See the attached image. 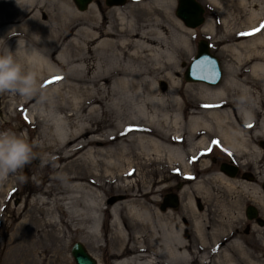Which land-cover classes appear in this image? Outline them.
Instances as JSON below:
<instances>
[{
  "label": "bare ground",
  "instance_id": "6f19581e",
  "mask_svg": "<svg viewBox=\"0 0 264 264\" xmlns=\"http://www.w3.org/2000/svg\"><path fill=\"white\" fill-rule=\"evenodd\" d=\"M238 1L246 5V0ZM174 4V0H132L108 7L103 0H92L86 11L93 10L101 21L82 26L76 22L82 18L76 17L66 0H19V4L17 0H0V8L8 7L0 11V54L15 51L21 39L43 57L37 59L35 70L47 95L42 100L18 96L19 107H28L32 118L37 119L36 113L46 123L45 130L54 140L47 147L55 148L50 164L78 157L81 173L70 170L65 181L72 189L92 195L91 200L78 204L86 210L79 214L81 221L98 226L100 214L115 219L109 249L115 257L128 256L118 264H211L205 260L211 255L214 264H264L263 229L242 234L243 224L237 215V230L223 234L212 246L205 237L206 221L182 218L194 222L197 246L191 239L187 241L191 238L187 231L173 223L176 215L162 217L175 210L169 206L162 209L165 196L157 201L155 212L146 205V198L154 200L156 192L163 189H153L154 185L166 180L157 179L149 191L143 189L141 179L131 182L141 164L150 167L172 162L186 167L189 157L208 152L211 143L218 142L238 154L264 157V150L256 146L264 142V2L249 11L250 27L231 33L234 43L221 41L233 58L224 64L225 77L215 86L182 81L179 63L191 51V37L196 32L169 12ZM137 9L148 10L145 17L155 23L137 24L141 16L136 19L131 13ZM109 14L114 21H109ZM166 18L171 20L170 27L164 24ZM12 29L16 35L5 39ZM208 31H215L211 21L201 33ZM63 89L74 93L72 101L67 100V109L55 104ZM106 117L112 120H104ZM204 170L210 179L220 182L223 211L236 209L237 181L226 177L219 167ZM130 184L139 192L126 189ZM195 184L198 190L203 188L201 181ZM101 191L122 201L109 206L99 195ZM184 192L177 197L184 198ZM188 204L196 207L192 198ZM61 215L68 216L66 212ZM130 219L159 227L161 245L150 247L149 252L142 236L131 240L125 225ZM79 230L82 232L81 228L75 231ZM50 233L56 237L54 231ZM42 240L34 243L31 255L42 247ZM198 250L203 254L197 256Z\"/></svg>",
  "mask_w": 264,
  "mask_h": 264
},
{
  "label": "rangeland",
  "instance_id": "374dc122",
  "mask_svg": "<svg viewBox=\"0 0 264 264\" xmlns=\"http://www.w3.org/2000/svg\"><path fill=\"white\" fill-rule=\"evenodd\" d=\"M207 2L208 0H200L203 7L207 6ZM263 2L264 0H246V5H242L238 0L211 1L212 12L217 15L220 21L218 22L217 19L214 22L215 18L211 15L210 18L212 21H210L213 22L215 31L201 33L202 35L198 31V35L193 36V38L190 36L191 51L179 63L181 70L180 76L186 85L201 83L188 82L184 76L188 66L197 54L198 46L196 45L202 39H207L211 42V53L220 60L223 77H225L224 64L227 63L228 58H233V54L224 49L221 41L226 40L230 44L234 40L230 36L231 33L233 34L234 32L250 27L251 22L248 18L249 11L258 9ZM66 3L71 7L72 12L77 15V18L79 16L82 18H78V21H76L77 24L82 26L97 25L101 21V19L97 18V13L93 10L79 12L73 0H66ZM7 10L8 7L6 5L0 8L2 12ZM169 10V12L173 13V16L177 17L175 5ZM147 11L137 9L131 12L135 15L136 19L140 16L142 18L141 22L137 20L139 22L137 24L146 25L154 21L152 17V19L148 18L150 20L145 17ZM111 16L109 14V21L112 22L114 19ZM72 20L76 19L74 18ZM164 24L170 27L171 20L166 18ZM179 30L181 34L184 32L181 29ZM230 39L233 40L230 41ZM85 87L91 88L90 85H86ZM72 95L74 93H69L66 89H63L62 94L55 97L57 108L62 106L67 109L70 106L67 100L72 101L70 99ZM0 97V131H11L17 134H23L29 143L36 145L34 152L37 156H47L53 159L55 157L53 153L55 148L48 149L47 144H51L54 140H52L49 132L45 130L47 125H45L46 123L43 122L42 118H39L40 115L35 113L34 115L37 116V119H34L31 117V111L30 109L28 110V107L20 108L17 99L18 95L12 96L5 94L0 95ZM60 115L62 116L61 113ZM109 119L112 120L111 117H106L104 120L108 121ZM225 150L228 151L219 143H211L209 144L208 152L189 157L186 167L185 165L172 164V162L169 165L165 162H157L150 167L141 164V168H137L134 171V178L131 179L132 183L135 182L134 180L138 181L141 179L143 189L146 187L145 191L151 190L157 179L166 180L164 184L154 185L155 188L153 189L159 190L163 188L161 192H156L154 200L146 198V205L153 212L156 211L157 201L159 199L161 200L163 196L168 194L177 196L181 190L185 191L184 198H178L180 199L179 206L175 210H172L170 214H164L162 217L169 218L168 215H176L177 219L175 222L173 220L171 222L173 221V223L180 226L179 228L187 231L188 237H191L187 238V241L191 239L197 246L198 242L194 238V222L188 220L182 221V218H195L196 220L206 221L207 228L204 231L205 237L212 246L220 236L229 233L233 234L239 226V223L235 222V219H237L235 207L229 213H225L221 208L220 197L222 189L220 182L210 179L208 175L210 173L207 174L204 170L210 166H214L218 170L221 156ZM71 161L74 162L72 167L67 165ZM78 161V157L75 155V157L67 162H54L53 164L49 163L48 166L41 167L40 161L37 159L23 170L22 175L26 177L24 181L19 179L20 174H18L17 176H10L6 182L0 183V264H32L33 260L37 264H76L71 250L73 245L78 242L84 244L90 254L98 258V260L100 259L101 264H118V262L128 257L126 255L115 257L113 255V249H109V238L116 229L114 226L115 219L100 214V223L98 226H94L89 221H81L82 219L79 217V214L86 212V210L78 206V204L91 200L92 195L84 194L77 189H72L69 183L65 181V177L70 170L80 172V166L78 167L80 163ZM139 162L144 163L143 161ZM102 168L103 165L100 166V170ZM103 174L99 173V175ZM33 177H35L36 182L33 181ZM125 178L127 179L126 176ZM106 179L103 178L102 181ZM177 181L181 184L179 189L175 187L177 186ZM200 181L203 184V188L198 190L195 183ZM210 188L212 192L209 191ZM126 189H130L132 192L134 191L133 193L139 192L131 184ZM99 195L104 200V203H109V206L112 203L122 201V198L118 199L116 196L105 195L102 191L99 192ZM191 198L195 200L196 207L188 204ZM63 212H66L68 216H62L61 213ZM49 219L52 220V223L46 221ZM121 223L119 222L120 225ZM125 223L128 227L127 233L131 240L137 235L142 236L145 239L143 246L147 247L146 249L149 252L151 251L150 247H158L161 245L163 238L162 231L159 227L154 228L152 224L147 225L131 219ZM47 225L48 228H46ZM78 228H81L82 232L79 230L77 233L75 230ZM51 231H54L56 237H52ZM47 234L49 237L46 236ZM242 234L246 235L244 228H242ZM40 240L43 241L42 247L35 256L31 255L34 243ZM116 248L118 249L119 247ZM202 254L198 250L197 256ZM261 258L264 259L263 251ZM214 259L215 257L211 255L205 260L207 262L211 261V264H214Z\"/></svg>",
  "mask_w": 264,
  "mask_h": 264
},
{
  "label": "clouds",
  "instance_id": "9594fccd",
  "mask_svg": "<svg viewBox=\"0 0 264 264\" xmlns=\"http://www.w3.org/2000/svg\"><path fill=\"white\" fill-rule=\"evenodd\" d=\"M19 4V0H17ZM16 35L12 29L5 39ZM38 42L41 37L36 35ZM3 40V39H0ZM43 59L37 48L29 46L24 40H17L15 51L9 49L0 54V95L20 96L22 99H31L39 96L42 100L47 95V90L38 82L36 72L37 59ZM23 61V62H22ZM35 144L29 143L23 134L11 131H0V183L6 182L10 176L22 175L26 166L39 159L40 166L45 167L50 163L47 156H37L34 152ZM35 181V177H33Z\"/></svg>",
  "mask_w": 264,
  "mask_h": 264
},
{
  "label": "flooded vegetation",
  "instance_id": "af4514ba",
  "mask_svg": "<svg viewBox=\"0 0 264 264\" xmlns=\"http://www.w3.org/2000/svg\"><path fill=\"white\" fill-rule=\"evenodd\" d=\"M130 1L132 0H103V4L108 5L109 7L126 5ZM179 1L180 0H174L176 12L179 6ZM197 1L200 2V0ZM211 1L212 0H208L207 6L204 7V24L210 20L212 21L210 18L211 15L215 18L214 22L217 21V19L218 22L220 21L217 15L212 12L213 8ZM204 24L196 29L192 28V30L196 32V35H198V31L199 34H201ZM200 41L201 40H199L196 45L198 46V49ZM207 42L209 43L211 50V42L209 40H207ZM256 146L261 147L264 150V142H258ZM214 162L216 163L215 160ZM218 167L225 173L226 177L236 180L238 183V186L236 187V209L238 218L243 223L242 228H244L246 235H250L254 229L261 228L264 230V157L253 156L252 154H249V152H240L238 154V152L235 153L231 150H225L221 156ZM180 185L181 184L177 181V186H175L176 189H179ZM168 195L164 197L162 206L165 205V200ZM255 235L256 231L254 232V236Z\"/></svg>",
  "mask_w": 264,
  "mask_h": 264
},
{
  "label": "water",
  "instance_id": "95a60500",
  "mask_svg": "<svg viewBox=\"0 0 264 264\" xmlns=\"http://www.w3.org/2000/svg\"><path fill=\"white\" fill-rule=\"evenodd\" d=\"M81 11H86L92 0H74ZM177 16L184 21L189 28H198L205 22V9L197 0H180L176 12ZM196 57L192 60L185 73V80L188 82H205L210 85H217L223 78V71L220 60L211 53L209 43L201 40ZM177 208L179 199L177 196L169 195L165 200L166 207ZM71 253L76 264H99L82 243L73 245Z\"/></svg>",
  "mask_w": 264,
  "mask_h": 264
},
{
  "label": "snow or ice",
  "instance_id": "6c2138e0",
  "mask_svg": "<svg viewBox=\"0 0 264 264\" xmlns=\"http://www.w3.org/2000/svg\"><path fill=\"white\" fill-rule=\"evenodd\" d=\"M249 34H251V33H249ZM59 79H62L61 77H56V80H59ZM218 143V142H217Z\"/></svg>",
  "mask_w": 264,
  "mask_h": 264
}]
</instances>
